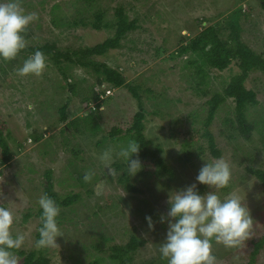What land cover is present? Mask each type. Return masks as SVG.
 <instances>
[{
	"label": "rangeland",
	"instance_id": "rangeland-1",
	"mask_svg": "<svg viewBox=\"0 0 264 264\" xmlns=\"http://www.w3.org/2000/svg\"><path fill=\"white\" fill-rule=\"evenodd\" d=\"M55 3H59V9H52ZM250 3L253 1L22 0V7L26 12L38 14V20L30 24L24 33L28 44L55 42L60 49H72L94 45L113 34L112 28L96 30L90 26L56 25L53 22V13L61 21L71 22L73 17L79 16L77 9L87 6L91 7L90 14L102 11L105 19L112 21L115 8L122 6L130 18L136 19L139 27L126 35L120 48L110 50L105 56L95 59L119 69L130 83L143 84L145 88L149 87L155 93V98L149 101L146 98L147 94L142 93L147 111L145 132L154 142L162 143V154L167 156V166L173 170L174 177L168 178L167 175L158 174L157 178L150 180L146 172H138L130 181L141 189V192L125 189L124 184L119 182L122 171L115 169V162L111 165L110 171L98 159L103 150L108 148L118 150L121 143H112L104 139L101 140L103 141L101 145H96L101 136L105 135L103 129L99 134L91 136L78 133V137L73 136L72 131H67L65 135L60 132L64 124L56 122L57 109L65 101L68 88L57 65L46 60V68L41 75L21 77L17 75L16 69L21 67L25 60L12 66V70L4 64L6 73L0 71V116L7 122L13 137L9 144L15 153L13 152L9 163L5 165L0 163V205L9 207L17 218L13 232L24 236L21 250L28 252L37 249L35 234L39 218L31 216L23 222V217L29 211L35 213L39 209L37 201L43 195L45 173L50 170L54 190L61 198L72 193H77L79 198L69 207L60 208L57 220L61 223L57 224L62 236L56 239L57 247L41 248L50 259L49 264H88L93 261L94 256H102L103 264H114L109 259L110 246L126 243L134 232L146 241L143 248L136 253V264H143L145 260L159 263L161 257L158 248L167 229V223H160L159 217L167 213L169 196L172 192L194 183L199 169L206 161L218 159L210 154L206 138L199 137L203 132L201 120L206 116L204 102L209 96H198L195 93L192 88L194 84L188 81L185 71L181 68L182 57L171 58V53L177 48L180 36H192L200 30L198 20L203 21L202 25L213 24L219 20L228 21L238 6L243 9L237 19L242 39L253 48L264 50V13L258 6L249 8ZM231 68V71L222 72L212 70V79L210 78L212 89L219 87L220 79H216L215 76L220 74L227 77L236 72L237 67L234 64ZM71 72L74 75L72 82L76 81L79 86L78 79L86 78L83 86L91 89L93 79L89 75L79 68L71 69ZM246 86L252 88L251 79L246 82ZM108 95H111L112 101L119 107L120 112L124 113V117H132L137 109V102L126 88L115 89ZM81 97V95L72 97L71 111L75 116L83 117L92 108L90 105L89 109L79 112ZM258 101L259 103L252 108L251 117L256 115V118L261 106L264 105V84L262 91L258 93ZM158 102H163V105ZM155 108L161 112L151 113ZM101 110H105L104 106L100 107ZM199 110L200 116L194 117V112ZM228 110L225 108L217 112L209 126L216 148L220 150L219 158L229 163L232 173L227 192L220 189L217 194L221 198L229 194L238 195L244 200L250 213L258 207H262V212L261 218L256 216L254 220L252 217L250 237L239 248H226L222 244L214 243L212 250L216 256V264H233L234 256L239 257V264H247L254 242L264 236V187L258 184L257 180L247 178L243 170L245 163L241 162V159H244L243 152L253 151V159L264 165V151L255 153L256 150L252 148L257 149L256 146L260 144L256 135L250 142L228 137L227 130L230 132V128L222 124ZM120 112L111 109L109 117L105 116L107 119L103 125L117 120ZM35 127L42 130V137L36 142L30 136ZM170 130L175 131L173 136H170ZM189 131L197 135L189 151L200 155V160L194 159L195 166L191 167L192 169L187 162L178 158V154L183 150L182 142L187 138ZM78 148L85 149L82 150L85 154L80 156V160H76L78 170L82 173L86 170L93 172L94 163H90V159L86 158L91 155L97 173L105 175V180L91 186V193L86 192L88 189L86 184H79L76 180L78 173L73 174L75 161L72 160L75 159L70 160L68 151L74 149L81 153ZM142 170H152V167L146 165ZM210 190L206 186L204 193ZM145 216H152L154 230L148 229ZM102 236L109 240L102 241ZM93 243H101L100 252L91 247ZM17 257L19 264H23L22 257ZM163 262L167 264L166 260ZM253 264H264V246L255 256Z\"/></svg>",
	"mask_w": 264,
	"mask_h": 264
},
{
	"label": "trees",
	"instance_id": "trees-1",
	"mask_svg": "<svg viewBox=\"0 0 264 264\" xmlns=\"http://www.w3.org/2000/svg\"><path fill=\"white\" fill-rule=\"evenodd\" d=\"M80 2V0H78ZM92 1V0H86ZM249 8L258 6L259 10L264 13V0H252ZM255 3V4H254ZM89 4V2H88ZM59 3H55L52 9H59ZM242 7L238 6L233 10L229 16L228 21L219 20L213 24L202 25L203 21L198 20L200 30L192 36H180L178 39L177 48L172 51L171 58L182 57V69L185 71V77L188 81L192 82V88L198 96H209L204 105L206 107L205 118L201 120L203 123V132L199 137L206 138L207 146L210 154L219 158L221 156L220 150L216 148L214 136L209 130V126L214 120L217 112L222 109L228 108L222 124L230 128L228 131V137L234 140L241 138L248 142L254 138V135L258 137L257 147L255 153L264 151V105L261 106L258 116L251 117L252 108L259 103L258 93L262 91L264 84V50H257L253 48L249 43L242 39L241 27L237 21L238 17L242 13ZM91 12V7L84 6L82 9H77L79 16L72 18L71 22L61 21L57 16L53 17V22L56 25L62 24L68 27L77 26H90L93 29H109L112 28L113 34L103 41L98 42L94 45L82 46L79 48H67L60 49L57 47L55 42H45L42 44H27L15 59L13 60H0V71L6 73L4 64L9 69H13L12 66L17 64L21 60L29 58L35 51L39 50L46 56V60L52 61L57 65V69L62 75L65 81L66 87L68 88V95L65 101L57 109V123L64 124L61 128L62 135H65L67 131H72L73 136L78 137V133L94 135L99 134L100 131L105 130V135L97 141L96 145H101L104 139H108L112 143L126 144L129 139H135L140 143V150L138 158L141 161L142 166L149 165L152 170H140V172H146L148 178L155 179L157 175H167L168 178H173V170L167 166V156H163V146L161 142H154L153 138L146 135L145 116L147 114L142 98V93L147 94L146 98L149 101L155 98V93L144 87L143 84H132L130 83L125 75L116 67H112L104 61H98L97 57L105 56L110 50L118 49L121 47L122 40L126 35L134 31L139 27L136 19L130 18L126 10L122 6L115 8L114 17L112 21H108L104 17L102 11ZM264 45V41H263ZM237 67L236 72L229 74L227 77L214 75L216 79H220L219 87L213 88L211 84V73L212 70L222 72L225 70H232L231 65ZM79 68L89 75L93 79L91 89L84 87L83 83L87 80L86 78H79V86L77 82H72L74 77L71 69ZM251 77V78H250ZM212 79V78H211ZM251 79L252 88L246 86V82ZM104 85V86H103ZM107 85V86H106ZM126 88L131 96L137 102V109L130 118L124 117V113H121L118 106H115L112 101L111 95L108 94L115 91V89ZM112 90V92H111ZM81 95V109L82 112L86 109L91 108L92 110L83 117L76 115L71 111L72 97ZM167 100V99H165ZM168 101V100H167ZM231 103V104H228ZM163 105V102L160 103ZM158 103H155L156 105ZM264 104V103H263ZM104 106V111H100V107ZM108 107V111L106 108ZM112 110H118L120 114L117 120H112L105 123L103 128V122L109 117ZM202 110V109H201ZM194 112L193 116L198 117L201 114ZM161 110L155 108L151 113L157 114ZM42 130H38L36 127L32 129L30 136L33 141H39L42 137ZM171 131V130H170ZM169 131L170 136H173L175 131ZM7 122L0 116V163L5 165L12 160L15 151H12L9 140L13 137L10 134ZM197 135L193 131L187 133V138L182 142L183 150L178 154V158L184 162H187L191 167L195 166L194 159L200 160V155L194 154L189 151V147L193 146L196 141ZM119 145V144H118ZM79 149V148H78ZM81 150V149H79ZM82 150H85L84 148ZM81 150L75 151L72 149L69 152L70 160L74 162L73 174L78 173L76 180L79 184H86L87 193L92 192V187L95 184L105 180V175H99L96 171V165L91 157L90 163H94L93 166V178L89 182H85L83 177L86 172L82 173L78 170V162L80 156L84 153ZM87 150V149H86ZM240 150V149H237ZM67 152L66 149H64ZM243 150H241L242 152ZM14 152V153H13ZM244 161L243 170L245 175L258 181L262 187H264V165L262 162L255 161L253 159L254 153L245 151L243 152ZM68 154V153H67ZM85 154V153H84ZM69 156L67 159L69 160ZM84 161L85 159L82 158ZM248 162V163H247ZM80 163V162H79ZM247 163V164H246ZM253 164V165H252ZM199 166V163L196 164ZM115 169L122 171L119 176V182L124 184L125 189L131 192H141V189L135 187L130 181L131 177L126 174V163L123 160L117 159L114 163ZM142 167V168H143ZM76 168V169H75ZM192 169V168H191ZM247 173V174H246ZM46 183L43 187V195L47 194L53 198L60 208H66L72 205L78 198L77 193H72L66 197H60L59 194L54 190V185L51 180V171L48 170L45 173ZM249 183H247L248 185ZM198 190L201 194L204 193L206 185H197ZM225 193L228 187L223 188ZM262 207L255 208L253 213H250L251 217L261 218ZM34 216L39 218L37 225V231L35 234L36 241L40 238L39 228L41 227V209L36 210L35 213L29 211L23 217V222H26L29 217ZM59 219V218H57ZM61 223L60 220H57ZM103 237V236H102ZM102 241L106 242L109 239L103 237ZM145 239L138 237L135 232L130 235L129 240L124 244H114L109 248V259L114 264H136L135 256L139 249L143 248ZM264 246V236L260 237L254 242V248L250 254V260L247 264H253L255 256L259 250ZM93 249L100 252L101 243H93L91 245ZM16 255L22 257L23 264H49L50 259L45 256V251L41 248L32 249L27 251L17 250ZM104 258L102 256H94L93 261L88 264H103ZM143 264H164L161 259L159 263H154L151 260H145Z\"/></svg>",
	"mask_w": 264,
	"mask_h": 264
},
{
	"label": "clouds",
	"instance_id": "clouds-1",
	"mask_svg": "<svg viewBox=\"0 0 264 264\" xmlns=\"http://www.w3.org/2000/svg\"><path fill=\"white\" fill-rule=\"evenodd\" d=\"M36 20L38 14L26 12L22 0H0V60H13L25 49L24 33ZM46 59L43 52L35 51L16 69L17 75H41L46 68ZM139 150L140 143L129 139L118 150H103L98 159L110 171L117 159L123 160L127 176L132 177L143 167L138 158H133L138 157ZM92 178L91 172H86L83 177L85 182ZM231 178V168L226 160L206 161L194 183L169 196L167 213L159 217L160 223H167V229L158 248L161 259L167 264H216L212 250L214 243L239 248L249 239L253 218L244 200L235 194L224 198L217 194L220 189L228 187ZM197 184L206 185L211 190L201 194ZM37 203L41 209V227L36 247H57L56 239L62 236L57 224L60 207L47 194L40 196ZM16 219L9 207L0 205V264H19L16 251L22 247L24 236L13 232ZM145 222L149 230H154L152 216H145ZM233 264H239V257H233Z\"/></svg>",
	"mask_w": 264,
	"mask_h": 264
}]
</instances>
